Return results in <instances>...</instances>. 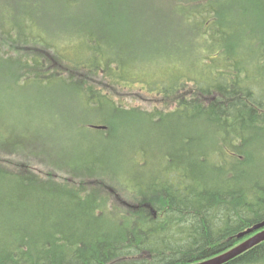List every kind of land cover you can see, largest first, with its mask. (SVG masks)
<instances>
[{"label": "trees", "instance_id": "trees-1", "mask_svg": "<svg viewBox=\"0 0 264 264\" xmlns=\"http://www.w3.org/2000/svg\"><path fill=\"white\" fill-rule=\"evenodd\" d=\"M22 2L25 14L36 2L37 19L1 31L0 43H12L22 78L60 83L82 127L116 131V148L131 149L117 157L116 181L137 204L110 202L107 170L95 164L68 169L52 158L40 174L3 161L22 156L9 132L0 140V264H193L252 237L238 235L264 221V0ZM32 23L45 36L34 37ZM13 57L0 47V59ZM92 76L174 108L127 107ZM133 127L134 137L123 135ZM150 127L151 139L141 133ZM34 195L54 197L39 230L22 209ZM227 264H264V243Z\"/></svg>", "mask_w": 264, "mask_h": 264}, {"label": "rangeland", "instance_id": "rangeland-1", "mask_svg": "<svg viewBox=\"0 0 264 264\" xmlns=\"http://www.w3.org/2000/svg\"><path fill=\"white\" fill-rule=\"evenodd\" d=\"M35 3L31 4L33 12L25 14L22 9L24 7L22 0H0V22L6 25L4 29H0V33H2L1 31L9 32V30L12 32L15 29V23L23 22L24 18L37 19L39 7ZM32 24L34 37L45 36V31L41 27L35 23ZM17 30L19 29L15 31ZM1 41L2 37L0 36ZM11 44V42H6L5 46L0 43L3 51L14 56L9 60L0 59V140L5 134L14 133L15 140L21 146L22 156L4 155L2 160L32 163L34 170L40 174H46L47 171L52 170V158L67 165L68 169L73 167L81 169L88 164H95L98 169L107 170L105 172L107 178L102 179L104 184L101 190L106 197L110 198V202L113 201L115 204L131 208L135 207L137 203L132 200L131 193L122 187L119 181H116L117 172L122 169L117 157L129 156L131 149L125 148L121 151L116 148V131L110 136L103 134L105 137H99V130L96 128L82 127L78 123L79 118L82 117L79 110L72 106L67 96L60 92L61 86L56 80L50 78L40 80L35 77L22 78L23 66L15 61L18 54L10 49ZM69 54L74 57L77 52ZM91 84L107 89L117 101L127 107H136L147 111L154 109L165 111L174 108L172 100H162L161 97H153L136 88L130 90L116 87L104 81L101 76H92ZM101 113L104 114L102 111ZM83 118L93 119L87 116ZM113 119L116 124V113L113 115ZM156 130V127H150L141 133L150 132L148 138L151 139L153 133L157 132ZM136 132L139 131L133 127L128 131H123V135L134 137ZM31 152L37 153V156L35 159L33 157L30 162L25 158V155L27 156ZM41 155L44 158L47 155L45 160ZM140 157V154H135L130 158L135 164L139 162ZM122 166L125 167V164ZM127 185L132 186L129 182ZM94 186L95 188L99 187L96 183L89 185L90 188ZM130 188L133 189V186ZM33 197L37 201L34 206L29 209L24 205L22 209L27 218L26 222L30 223L28 218H31L35 225L32 228L39 230L47 218V213L51 210V205L47 203V200L52 201L54 197L48 195L46 204L41 202L43 196L34 195ZM58 197L64 198L59 194ZM27 206L30 205L27 204ZM41 207L46 208L45 211ZM52 208H56L55 205ZM37 214L39 215L38 221H36Z\"/></svg>", "mask_w": 264, "mask_h": 264}, {"label": "water", "instance_id": "water-1", "mask_svg": "<svg viewBox=\"0 0 264 264\" xmlns=\"http://www.w3.org/2000/svg\"><path fill=\"white\" fill-rule=\"evenodd\" d=\"M257 234L256 231H259ZM255 233L249 239L243 241L239 245L235 246L231 250L217 255L213 258H210L205 261L193 263V264H227L240 256L244 255L248 251L252 250L253 248L259 246L260 244L264 243V221L255 225L254 227L242 232L238 235L239 239L244 238L247 235Z\"/></svg>", "mask_w": 264, "mask_h": 264}, {"label": "bare ground", "instance_id": "bare-ground-1", "mask_svg": "<svg viewBox=\"0 0 264 264\" xmlns=\"http://www.w3.org/2000/svg\"><path fill=\"white\" fill-rule=\"evenodd\" d=\"M256 225H257V224H256ZM254 226H255V225H254ZM254 226H253V227H254ZM251 228H252V227H251ZM258 232H260V230H259V231H256L255 233L257 234ZM207 260H208V259H207ZM204 261H205V260H204Z\"/></svg>", "mask_w": 264, "mask_h": 264}]
</instances>
